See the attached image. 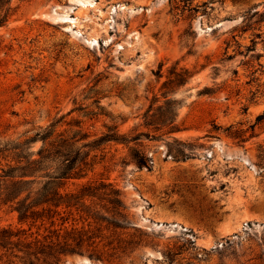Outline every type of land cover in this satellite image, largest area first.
Instances as JSON below:
<instances>
[{
    "label": "rangeland",
    "instance_id": "obj_1",
    "mask_svg": "<svg viewBox=\"0 0 264 264\" xmlns=\"http://www.w3.org/2000/svg\"><path fill=\"white\" fill-rule=\"evenodd\" d=\"M2 17V136L62 117L68 136L117 125L138 137L91 151L68 182L114 184L128 224L104 230L101 260L66 264H264V0H9ZM173 66L190 76L170 91L180 106L168 133L143 115ZM178 147L187 158L172 157Z\"/></svg>",
    "mask_w": 264,
    "mask_h": 264
},
{
    "label": "trees",
    "instance_id": "obj_2",
    "mask_svg": "<svg viewBox=\"0 0 264 264\" xmlns=\"http://www.w3.org/2000/svg\"><path fill=\"white\" fill-rule=\"evenodd\" d=\"M8 4L9 0H0V7ZM9 9L7 6L5 12ZM4 20L2 17L0 24ZM161 67L159 64L158 78ZM189 76L184 68L169 70L161 86L163 101L157 104L159 97L153 94L143 115L145 126L155 130L165 126L168 133L178 130L175 121L180 102L169 94ZM61 118L32 126L14 138L0 134V205L16 214V225L0 227V264H66L75 255L101 260L98 243L104 230L128 224L123 194L111 182L90 180L76 190H68L67 184L85 176L91 151L112 142L127 144L138 137L120 133L117 125L105 126L93 138L80 131L68 136L57 130ZM185 149H171L172 157L187 158ZM131 159L137 167L151 169L150 157L139 149L132 148ZM77 220L84 224L78 225Z\"/></svg>",
    "mask_w": 264,
    "mask_h": 264
}]
</instances>
